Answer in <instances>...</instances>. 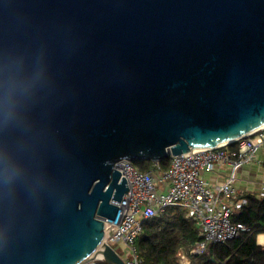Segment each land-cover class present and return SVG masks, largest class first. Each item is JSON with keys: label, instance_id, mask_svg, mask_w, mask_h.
Wrapping results in <instances>:
<instances>
[{"label": "water", "instance_id": "1", "mask_svg": "<svg viewBox=\"0 0 264 264\" xmlns=\"http://www.w3.org/2000/svg\"><path fill=\"white\" fill-rule=\"evenodd\" d=\"M262 125L264 0H0V264H129L115 163Z\"/></svg>", "mask_w": 264, "mask_h": 264}, {"label": "built area", "instance_id": "2", "mask_svg": "<svg viewBox=\"0 0 264 264\" xmlns=\"http://www.w3.org/2000/svg\"><path fill=\"white\" fill-rule=\"evenodd\" d=\"M234 142L237 146L232 149L226 143L170 154L167 168L162 167L161 160H152L147 170L139 169L130 159L118 160L115 167L126 177L129 189L117 202V217H103L104 240L120 254L121 250L127 251L128 256H124L129 264H142L135 240L142 232L144 220L173 205L185 208L201 226L202 238L191 249L195 254L204 252L211 242L231 239L247 229L243 222L231 219L234 210L247 201V192L236 184L237 173L253 161L264 165V125ZM226 163L230 165L226 179L204 178L202 172ZM260 195H264V188ZM178 258L183 264L189 262L183 249L179 250ZM102 260L90 258L86 264H102Z\"/></svg>", "mask_w": 264, "mask_h": 264}, {"label": "trees", "instance_id": "3", "mask_svg": "<svg viewBox=\"0 0 264 264\" xmlns=\"http://www.w3.org/2000/svg\"><path fill=\"white\" fill-rule=\"evenodd\" d=\"M170 160V156L162 159V167L167 168ZM151 163L152 160L134 162L141 170H147ZM246 198V203L234 210L231 219L243 222L247 229L231 239L211 242L198 254L191 249L202 238L201 226L185 208L169 206L146 218L135 240L141 263L183 264L178 258L179 250L183 249L188 264H264V245L257 240L264 233V195L247 192ZM101 263L109 264L104 259Z\"/></svg>", "mask_w": 264, "mask_h": 264}, {"label": "crops", "instance_id": "4", "mask_svg": "<svg viewBox=\"0 0 264 264\" xmlns=\"http://www.w3.org/2000/svg\"><path fill=\"white\" fill-rule=\"evenodd\" d=\"M237 143L233 142L229 144V147L235 148ZM230 171V165L219 164L212 171L202 172L205 179L208 181H215L216 179H226ZM236 184L239 189H243L246 192L260 194L264 188V165L260 164L257 161H253L249 164L242 166L237 173ZM166 189V185H164ZM264 234V233H261ZM258 235L257 240L260 244H263L264 241L260 240V235ZM264 245V244H263Z\"/></svg>", "mask_w": 264, "mask_h": 264}, {"label": "rangeland", "instance_id": "5", "mask_svg": "<svg viewBox=\"0 0 264 264\" xmlns=\"http://www.w3.org/2000/svg\"><path fill=\"white\" fill-rule=\"evenodd\" d=\"M124 254L128 256V252L127 251L124 252V251L121 250V255L126 259V257L124 256Z\"/></svg>", "mask_w": 264, "mask_h": 264}, {"label": "bare ground", "instance_id": "6", "mask_svg": "<svg viewBox=\"0 0 264 264\" xmlns=\"http://www.w3.org/2000/svg\"><path fill=\"white\" fill-rule=\"evenodd\" d=\"M260 240H261V241H262V240L264 241V234H261V235H260ZM263 244H264V243H263Z\"/></svg>", "mask_w": 264, "mask_h": 264}]
</instances>
